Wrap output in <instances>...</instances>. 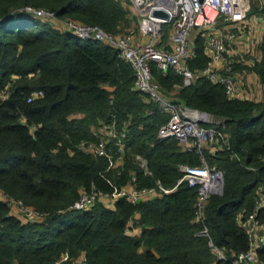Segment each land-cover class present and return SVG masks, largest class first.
Listing matches in <instances>:
<instances>
[{"label": "trees", "instance_id": "16d2710c", "mask_svg": "<svg viewBox=\"0 0 264 264\" xmlns=\"http://www.w3.org/2000/svg\"><path fill=\"white\" fill-rule=\"evenodd\" d=\"M26 3L112 31L130 23L120 0H0V88H10L0 97V190L42 211L25 220L0 196V264H69L58 260L64 249L71 256L84 251L85 264H232L248 245L243 220L264 190V98L229 97L220 81L200 71L208 58L201 32L187 57L194 69L190 82L172 66L151 61L168 95L218 118L203 122L217 138L203 144L202 154L222 168L223 185L209 194L198 217L196 185L177 178L179 162L199 163L201 153L175 135L158 137L169 113L134 86L131 63L113 45L27 11ZM253 8L264 19V0ZM259 47V57L234 67L253 70L264 82V34ZM36 87L42 94L27 99ZM113 115L126 130L125 149L123 161L106 168L104 154L78 141L95 137L93 125ZM110 146L115 150L113 141ZM132 174L138 185L159 179L173 187L138 201L119 195L111 205L96 199L90 206H68L82 187L111 189L106 176L121 185ZM258 214L264 217V206ZM130 216L138 231H128ZM210 240L225 256L215 254ZM256 256V264H264V243Z\"/></svg>", "mask_w": 264, "mask_h": 264}, {"label": "built area", "instance_id": "2783aa9c", "mask_svg": "<svg viewBox=\"0 0 264 264\" xmlns=\"http://www.w3.org/2000/svg\"><path fill=\"white\" fill-rule=\"evenodd\" d=\"M125 4L126 0H121ZM139 14V30L147 34L144 39L134 37V28L130 26L123 31H112L98 22L83 21L72 16H59L51 7L26 3L23 7L36 15L52 19L57 24L66 27L81 37L99 38L113 45L120 56L127 59L133 68L134 86L146 92L156 105L169 113L157 131L158 137L168 135L177 136L184 147L194 146L200 153V162L189 164L179 162L178 166L182 174L177 181L187 179L191 185L197 187L196 213L201 216L205 201L212 191H220L223 185V171L214 162H208L202 154V146L207 140L216 139V131L212 125L203 124L204 121H216L212 113L187 105L186 103L168 95L160 81L152 73L151 61L166 69L172 66L182 74V81L188 83L194 76V69L187 61V57L193 54L194 47L190 40V32L193 27L201 29L204 36L205 48L208 58L200 71L208 75L212 80L220 81L224 86L227 96H238V81L232 71V59L227 53V42L234 38L237 31L214 27L215 22L222 18L234 21L245 16L251 7V0H129ZM260 2L262 0H259ZM126 5V4H125ZM154 8H162L166 13L154 12ZM170 21V34L166 42H161L159 36L163 30L162 23ZM10 88L5 84L0 88V97L9 94ZM43 89L36 87L31 89L26 98L32 99L42 94ZM95 134L93 138H81L78 145L86 150L104 154L109 166H115L123 161L125 149L124 137L126 130L118 126L115 116L107 120H101L93 125ZM116 145L111 149L110 143ZM227 142V140H226ZM140 163L149 171L146 158L136 153ZM264 159V153L262 154ZM111 189H101L95 185L82 187L78 195L69 203V207L90 206L96 199L106 204H113V200L119 195H126L130 200L137 197L150 196L161 190H170L172 186H166L157 179L156 184H136L132 179L119 185L112 181ZM0 196L5 198L9 205L16 210L23 219L39 218L42 211L35 208L21 197H15L0 190ZM264 206V190L259 189L252 205L243 222L248 232V245L237 251L232 264H256V248L264 243V217L258 214ZM134 219L128 218L127 228H131ZM203 227V231H206ZM211 249L217 256H225L224 249L210 240ZM58 260H69V264H85V253L80 251L71 256L68 249L61 251ZM261 264V263H260Z\"/></svg>", "mask_w": 264, "mask_h": 264}, {"label": "crops", "instance_id": "0c3cea01", "mask_svg": "<svg viewBox=\"0 0 264 264\" xmlns=\"http://www.w3.org/2000/svg\"><path fill=\"white\" fill-rule=\"evenodd\" d=\"M254 2L259 0H251V7L246 12L245 16L234 21H229L224 18L219 17L221 22L215 24L214 27L226 29H235L237 31L234 38H231L227 42V53L232 59V71L235 73L238 81V96L241 97H250L256 99L264 98V82H262L255 71L247 69L246 67H234V64L237 62L250 63L254 58H257L261 54V49L259 47V42L264 34V19L256 9L253 8ZM130 15H137L135 5L126 0L125 2ZM254 10V11H253ZM132 26V25H131ZM134 28V37L136 39H144L147 37V34L142 33L138 27V21L136 25L132 26ZM201 32V29L198 27H193L190 32V40L193 42V39L196 33ZM169 36L165 39L159 36L161 42H166ZM207 52V49L205 48ZM208 145L207 142H205ZM210 147H214V143L209 144ZM13 212L16 210L11 207ZM137 215V213H136ZM139 227L134 225L129 228L128 231H138Z\"/></svg>", "mask_w": 264, "mask_h": 264}, {"label": "rangeland", "instance_id": "374dc122", "mask_svg": "<svg viewBox=\"0 0 264 264\" xmlns=\"http://www.w3.org/2000/svg\"><path fill=\"white\" fill-rule=\"evenodd\" d=\"M120 1H121V0H120ZM121 2H122V1H121ZM253 11H254V10H253ZM128 16H129V18H130V23H129L127 26H125L123 30L129 28L131 25H132V26L136 25V22H137L138 19H139V14H137V15H130V14H128ZM220 17H221V16H220ZM221 18H222V17H221ZM221 18H220V19H221ZM220 19L217 20V21L215 22V24H219V23L221 22ZM170 24H171L170 21H165V22L162 23L163 30H162V32H161V37H162L163 39L167 38V37L169 36V34H170V29H171ZM123 30H119V31H123ZM165 92H166V91H165ZM10 207H11V206H10ZM253 264H254V263H253Z\"/></svg>", "mask_w": 264, "mask_h": 264}, {"label": "water", "instance_id": "95a60500", "mask_svg": "<svg viewBox=\"0 0 264 264\" xmlns=\"http://www.w3.org/2000/svg\"><path fill=\"white\" fill-rule=\"evenodd\" d=\"M153 11H154V12H158V13H164V14L166 13V11H165L164 9H162V8H154ZM198 109H199V108H198ZM200 110H203V111L208 112V111L205 110V109H200ZM140 199H141V196H139V197L136 198L137 201L140 200Z\"/></svg>", "mask_w": 264, "mask_h": 264}]
</instances>
